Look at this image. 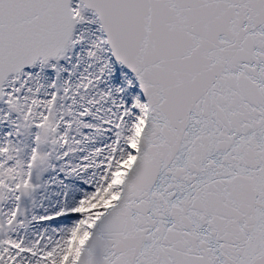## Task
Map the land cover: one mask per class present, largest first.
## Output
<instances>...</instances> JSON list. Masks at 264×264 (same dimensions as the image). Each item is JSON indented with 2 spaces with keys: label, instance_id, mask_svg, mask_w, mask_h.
<instances>
[{
  "label": "snow or ice",
  "instance_id": "6c2138e0",
  "mask_svg": "<svg viewBox=\"0 0 264 264\" xmlns=\"http://www.w3.org/2000/svg\"><path fill=\"white\" fill-rule=\"evenodd\" d=\"M0 264H264V0H0Z\"/></svg>",
  "mask_w": 264,
  "mask_h": 264
}]
</instances>
